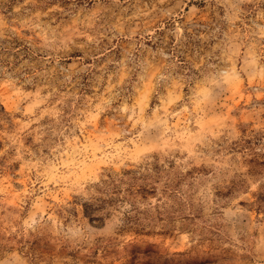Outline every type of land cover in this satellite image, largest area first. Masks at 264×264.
Returning a JSON list of instances; mask_svg holds the SVG:
<instances>
[{"label": "rangeland", "instance_id": "rangeland-1", "mask_svg": "<svg viewBox=\"0 0 264 264\" xmlns=\"http://www.w3.org/2000/svg\"><path fill=\"white\" fill-rule=\"evenodd\" d=\"M0 264H264V0H0Z\"/></svg>", "mask_w": 264, "mask_h": 264}]
</instances>
